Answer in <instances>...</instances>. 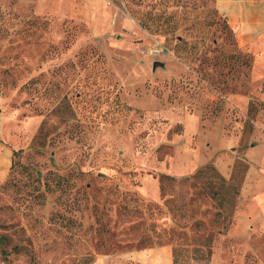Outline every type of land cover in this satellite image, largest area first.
<instances>
[{"label":"rangeland","instance_id":"rangeland-1","mask_svg":"<svg viewBox=\"0 0 264 264\" xmlns=\"http://www.w3.org/2000/svg\"><path fill=\"white\" fill-rule=\"evenodd\" d=\"M215 1L0 0V264H264V39Z\"/></svg>","mask_w":264,"mask_h":264},{"label":"crops","instance_id":"crops-1","mask_svg":"<svg viewBox=\"0 0 264 264\" xmlns=\"http://www.w3.org/2000/svg\"><path fill=\"white\" fill-rule=\"evenodd\" d=\"M215 3L239 36L241 44L264 39V0H216ZM9 154L0 143V162H4L5 170L10 163ZM246 156L249 169L235 211V226L243 222L241 231L261 240L264 238V140L250 147ZM4 169L0 167V177Z\"/></svg>","mask_w":264,"mask_h":264},{"label":"trees","instance_id":"trees-1","mask_svg":"<svg viewBox=\"0 0 264 264\" xmlns=\"http://www.w3.org/2000/svg\"><path fill=\"white\" fill-rule=\"evenodd\" d=\"M216 9H217V7H216ZM225 18H226V17H225ZM140 23H141V25H142L143 27H145V28H150V27H151L150 23H148V22H146V21H144V20H141ZM168 26H169V23H166V27H168ZM171 27H174V26L172 25ZM238 165H241V166H242V169H241L240 171H242V175H243L244 171L247 170L248 165H247L246 163L241 162V161H237V162L235 163V167L238 166ZM200 171H201V170H199L198 173H199ZM234 177H235V175L233 174V175L231 176V179L234 178ZM219 178H220V180H221L222 182H224V183L226 184V186L229 187V188H230L235 194H238V189H236V185H237V183H236V184H235V183H234V184H230V182H228V181H227L224 177H222L221 175H219ZM243 180H244V176H243V178L241 177V179H240V181H239V182H241L240 185H242ZM207 256H209V250L206 251V257H207Z\"/></svg>","mask_w":264,"mask_h":264},{"label":"water","instance_id":"water-1","mask_svg":"<svg viewBox=\"0 0 264 264\" xmlns=\"http://www.w3.org/2000/svg\"><path fill=\"white\" fill-rule=\"evenodd\" d=\"M163 63L162 62H159V61H154L153 62V67L155 68L156 66H162Z\"/></svg>","mask_w":264,"mask_h":264}]
</instances>
